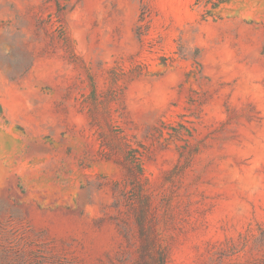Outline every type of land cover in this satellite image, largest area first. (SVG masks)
Listing matches in <instances>:
<instances>
[{
    "label": "rangeland",
    "instance_id": "1",
    "mask_svg": "<svg viewBox=\"0 0 264 264\" xmlns=\"http://www.w3.org/2000/svg\"><path fill=\"white\" fill-rule=\"evenodd\" d=\"M0 264H264V0H0Z\"/></svg>",
    "mask_w": 264,
    "mask_h": 264
},
{
    "label": "trees",
    "instance_id": "2",
    "mask_svg": "<svg viewBox=\"0 0 264 264\" xmlns=\"http://www.w3.org/2000/svg\"><path fill=\"white\" fill-rule=\"evenodd\" d=\"M58 33L60 35V38L64 39L63 36H62V32L60 30H58Z\"/></svg>",
    "mask_w": 264,
    "mask_h": 264
}]
</instances>
